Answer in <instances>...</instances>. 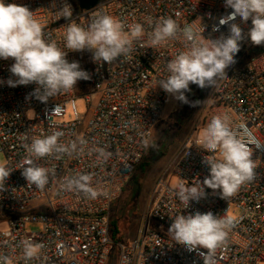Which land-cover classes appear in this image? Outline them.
Listing matches in <instances>:
<instances>
[{"label":"built area","instance_id":"obj_1","mask_svg":"<svg viewBox=\"0 0 264 264\" xmlns=\"http://www.w3.org/2000/svg\"><path fill=\"white\" fill-rule=\"evenodd\" d=\"M5 2L33 11L46 39L54 40L68 53L69 61L79 62L91 77L41 103L31 95L35 84L7 85L9 78L16 79L9 71L14 60L0 59V155L5 157L3 164L13 169L0 190V256L8 257L5 264H108L113 246L118 249L116 264H204L198 252L207 250L188 251L168 231L176 215L197 211L233 220L226 243L215 250V264H264V53L254 55L255 45L247 37L236 62L210 88L200 124L206 128L213 116L228 114L234 129L241 122L249 127L253 139L246 143L255 165L254 179L242 184L228 200L221 198L219 190L205 188L204 197L186 205L178 198L177 187H169L161 176L154 184L136 239L125 245L112 238V207L143 161L171 98L157 86L158 81L167 78V63L187 50L180 37L152 47L148 34L161 17H170L181 29L191 25L202 31V25L206 39L227 36V25L213 31L219 18L232 11L225 7V0H101L85 12L74 0H56L57 7L71 6L70 20L55 18L53 0ZM98 11L120 19L126 33L129 25H142V38L134 41L129 57L110 64L95 63L90 51L71 52L64 46L69 23L87 28ZM235 23L245 34L252 27L251 20L244 24L239 17ZM78 98L85 100L87 116L78 114ZM68 108L74 119L62 122ZM198 128L181 143L170 164L179 184L186 186L199 185L210 174L209 166L202 163L204 156L220 158L218 151L205 152L193 140ZM54 131L63 133L59 143L69 147L75 143L76 149L35 161L49 172V183L40 190L27 183L20 167L29 155L27 146L32 139ZM257 143L262 147L258 149ZM101 149L106 157L100 155ZM79 174L92 175L96 198L61 188L66 178ZM232 208L238 211L237 217L229 215ZM28 223L40 224L42 230L26 231ZM25 240L42 246L28 261L23 255Z\"/></svg>","mask_w":264,"mask_h":264},{"label":"clouds","instance_id":"obj_2","mask_svg":"<svg viewBox=\"0 0 264 264\" xmlns=\"http://www.w3.org/2000/svg\"><path fill=\"white\" fill-rule=\"evenodd\" d=\"M225 7L232 11L219 18L213 31H219L220 26L227 25V36L221 34L216 39H206L202 25V31L191 25L181 29L170 17H161L155 22L153 31L148 34L149 45L152 47L178 37L186 42L187 50L180 52L167 63L168 76L157 84L184 104L189 103L185 93L190 91V83L201 89L211 88L218 78L226 75V69L236 62L235 56L246 37L253 45L264 44V0H225ZM51 8L55 9L53 13L57 20H70L73 16L72 8L67 3L57 7L56 0H53ZM237 17L244 24L251 20L252 27L247 34L235 23ZM128 28L130 31L126 33L125 25L120 19L98 11L93 14L87 28L69 23L64 35V46L71 52L88 50L95 63L110 64L120 58L129 57L134 41L142 38L144 30L140 23L129 25ZM67 57L68 53L54 40L46 39L44 27L35 18L33 11L27 6L0 0V59L14 60L9 71L16 78H9L8 86L35 84L36 88L31 95L41 103H47L61 92L74 89L78 81L91 78L90 73L83 70L79 62H70ZM61 136V131H54L44 137H34L27 146L29 155L20 169L28 184L43 190L49 183L48 169L36 164V160L75 151V143L70 147L59 143ZM252 139L253 134L245 123L241 122L234 129L228 114L213 116L200 133L198 145L205 152L218 151L220 158L204 156L202 163L209 166L210 174L199 185L178 184V198L188 205L189 201H199L204 197L205 188H208L219 190L221 198L228 200L242 184L252 181L255 165L249 144L246 143V140ZM147 144L146 140L145 145ZM256 146L258 149L262 147L259 143ZM99 151L101 156L106 157L107 154L102 149ZM12 172L13 169L0 163V190L4 189ZM92 179L90 174L68 177L61 184V188L82 191L85 196L94 199L98 192L91 186ZM232 225L233 220L230 217L220 218L211 211H197L194 215H176L168 231L173 234L174 241L185 246L188 251H197L198 248L207 250L198 254L204 264H215V250L226 243ZM39 247L42 246L35 245L31 240L23 241L25 261L32 259ZM7 260L8 257L0 256V264H5Z\"/></svg>","mask_w":264,"mask_h":264},{"label":"rangeland","instance_id":"obj_3","mask_svg":"<svg viewBox=\"0 0 264 264\" xmlns=\"http://www.w3.org/2000/svg\"><path fill=\"white\" fill-rule=\"evenodd\" d=\"M191 86L190 83V91L185 93L189 101L188 104L171 96L142 161L148 164L145 173H133L122 196L112 207L111 223L114 221L117 225L119 233L116 240L119 243L126 245L136 239L141 219L148 209L154 184L158 178L162 176L164 180L168 181V186L171 188H176L179 184L178 177L172 172L170 164L177 157L181 143L197 127H199L198 132L193 140L198 142L200 133L204 129L200 122L203 121L205 115V103L209 94L208 91L204 99L196 103L198 96L192 91ZM75 105L79 115L87 116L88 109L83 98L76 99ZM73 119L72 110L68 108V114L61 121L71 122ZM4 162V155H0V163ZM229 215L237 217L238 211L232 208ZM25 229L29 232L42 230L41 225L36 223L26 224ZM117 257L118 249L113 246L108 264H116Z\"/></svg>","mask_w":264,"mask_h":264},{"label":"trees","instance_id":"obj_4","mask_svg":"<svg viewBox=\"0 0 264 264\" xmlns=\"http://www.w3.org/2000/svg\"><path fill=\"white\" fill-rule=\"evenodd\" d=\"M252 53L254 55H260V54L264 53V44H262L260 46H256L255 45V47L253 48V52ZM191 89H192V91H194L197 94V96H198V100L197 101H200V100L204 99L206 93L209 91L210 88H203V89H201L197 85L192 84ZM147 166H148V164L146 162H142L135 169L134 173L135 172H140V173L144 174L145 171H146ZM111 230H112V238L114 240H116L117 239V236H118V233H119V230H118L117 225H116V223L114 221L111 223Z\"/></svg>","mask_w":264,"mask_h":264},{"label":"water","instance_id":"obj_5","mask_svg":"<svg viewBox=\"0 0 264 264\" xmlns=\"http://www.w3.org/2000/svg\"><path fill=\"white\" fill-rule=\"evenodd\" d=\"M80 11L85 12L96 7L101 0H74Z\"/></svg>","mask_w":264,"mask_h":264}]
</instances>
